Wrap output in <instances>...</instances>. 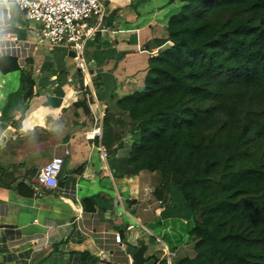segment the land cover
<instances>
[{"label":"crops","instance_id":"obj_1","mask_svg":"<svg viewBox=\"0 0 264 264\" xmlns=\"http://www.w3.org/2000/svg\"><path fill=\"white\" fill-rule=\"evenodd\" d=\"M104 3L114 22L82 54L95 96L89 116L72 108L83 80L74 52L42 40L39 25L16 8L0 6L5 35L28 48L23 64L14 58L18 70L0 71V264H131L136 236L148 239L143 264L195 255L190 211L174 190L160 192L159 173H135L129 141L109 158L98 150L99 112L142 88L148 59L170 44L154 41L167 38L168 20L182 3ZM23 72L32 83L28 99ZM55 157L64 163L50 189L39 174ZM118 233L122 248L114 242Z\"/></svg>","mask_w":264,"mask_h":264},{"label":"trees","instance_id":"obj_2","mask_svg":"<svg viewBox=\"0 0 264 264\" xmlns=\"http://www.w3.org/2000/svg\"><path fill=\"white\" fill-rule=\"evenodd\" d=\"M171 1L181 10L154 41L170 44L105 110L100 144L109 158L129 141L135 173H159L160 192L185 202L195 255L173 264H264V0ZM18 69L0 58L2 73ZM80 92L72 108L89 116L91 90Z\"/></svg>","mask_w":264,"mask_h":264},{"label":"built area","instance_id":"obj_3","mask_svg":"<svg viewBox=\"0 0 264 264\" xmlns=\"http://www.w3.org/2000/svg\"><path fill=\"white\" fill-rule=\"evenodd\" d=\"M0 6L7 13L11 8H16L25 15L27 20L42 26L40 32L42 40L53 46H66L74 52L76 67L84 76L83 86L89 88L94 96L90 85L88 64L84 61L82 54L88 42L108 30V27L104 25L108 17L104 0H0ZM5 29L4 19L1 18L0 57H13L23 64L28 48L10 41L5 35ZM102 116L103 113L99 112L100 129ZM98 138L100 158L104 159L106 153L100 144L101 135ZM65 154L68 152L66 151ZM63 163V157H55L40 171L39 180L45 187L50 189L56 187ZM114 242L122 248L121 234L114 235ZM169 257H167L168 260Z\"/></svg>","mask_w":264,"mask_h":264},{"label":"water","instance_id":"obj_4","mask_svg":"<svg viewBox=\"0 0 264 264\" xmlns=\"http://www.w3.org/2000/svg\"><path fill=\"white\" fill-rule=\"evenodd\" d=\"M3 14L5 15V12H3ZM105 24L108 26L109 22L106 20ZM134 245L136 247V251L131 256V264H143L148 259V257L145 256L148 250V239L136 236V238H134Z\"/></svg>","mask_w":264,"mask_h":264},{"label":"rangeland","instance_id":"obj_5","mask_svg":"<svg viewBox=\"0 0 264 264\" xmlns=\"http://www.w3.org/2000/svg\"><path fill=\"white\" fill-rule=\"evenodd\" d=\"M180 10H181V9H180ZM180 10H179V11H180ZM37 24H38V23H37ZM38 25H39V24H38ZM37 28H38L37 30H39V32L42 31V26L39 25V26H37ZM13 33H14V34H18V32H17L15 29L13 30ZM82 75H83V74H82ZM83 78H84V76H83ZM82 83H83V80H82ZM195 200H196V202H197L198 204H201L199 201H197V200H200V199H195ZM191 202H192V201H191ZM157 255H158V257H159V256L161 255V253L158 252ZM163 264H165V263H163Z\"/></svg>","mask_w":264,"mask_h":264}]
</instances>
